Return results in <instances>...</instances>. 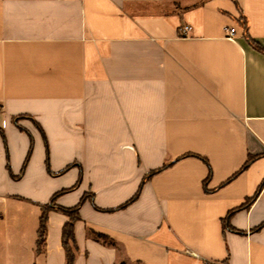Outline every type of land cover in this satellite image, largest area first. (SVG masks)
Here are the masks:
<instances>
[{
  "label": "crops",
  "instance_id": "crops-1",
  "mask_svg": "<svg viewBox=\"0 0 264 264\" xmlns=\"http://www.w3.org/2000/svg\"><path fill=\"white\" fill-rule=\"evenodd\" d=\"M246 28L264 48V0H0V264H67L69 214L37 249L59 192L75 264H264Z\"/></svg>",
  "mask_w": 264,
  "mask_h": 264
},
{
  "label": "trees",
  "instance_id": "trees-1",
  "mask_svg": "<svg viewBox=\"0 0 264 264\" xmlns=\"http://www.w3.org/2000/svg\"><path fill=\"white\" fill-rule=\"evenodd\" d=\"M245 36L252 45H254L259 50L264 51V48L262 46H260V44H258L256 41H254V39H252L249 36V34L247 32V28L245 30ZM254 159H255L254 156H249L241 170L248 167ZM167 166H169V164L164 165V167H162L156 171H153L150 175L163 170ZM150 175H148L145 178V180H147V178ZM145 180H144V182H145ZM59 194H61V192L56 193L53 196L50 204L43 207V212H42L41 219H40V226H39V230H38L37 249H38V252L43 250V245H44L45 236H46V229H47L48 209L51 207H54V208L61 210V211L70 215V220L65 223L64 228H63V245H64V248L66 250L67 264H75L76 241H75V237H74V223L78 219V208L80 206V203L73 208H64V207L56 206V205H54V201ZM138 195H139V191L136 193V195L133 197V199H131V201L134 200L135 198H137ZM83 200H85V197L82 199V201ZM252 200H253V198L248 199V201L245 204H243L242 206H240L239 208L248 207L250 205V203L252 202ZM232 212L233 211H231L230 214Z\"/></svg>",
  "mask_w": 264,
  "mask_h": 264
},
{
  "label": "built area",
  "instance_id": "built-area-1",
  "mask_svg": "<svg viewBox=\"0 0 264 264\" xmlns=\"http://www.w3.org/2000/svg\"><path fill=\"white\" fill-rule=\"evenodd\" d=\"M190 29L191 27L189 25H184L182 30L184 31V33H187L190 31ZM236 32L237 30L235 26L226 27V34L228 38L233 39L236 35Z\"/></svg>",
  "mask_w": 264,
  "mask_h": 264
}]
</instances>
